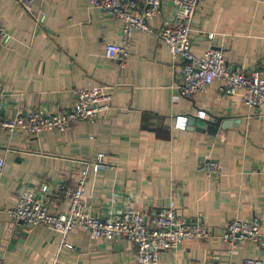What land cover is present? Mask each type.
Segmentation results:
<instances>
[{"label": "crops", "instance_id": "0c3cea01", "mask_svg": "<svg viewBox=\"0 0 264 264\" xmlns=\"http://www.w3.org/2000/svg\"><path fill=\"white\" fill-rule=\"evenodd\" d=\"M162 1V15L150 20L152 31H134L121 69L106 57L105 46L120 43L123 22L88 0H37L33 11L47 14L42 25L17 0H0V22L13 35L0 46V118L37 108L68 110L88 83L114 86L106 117L102 113L66 131L36 135L0 126V157L5 160L0 264H138L135 246L125 238L104 240L74 230L67 236L74 245L70 249L62 246L60 232L8 213L27 188L42 199L43 184L77 181L85 161L98 151L108 154L109 165L97 173L90 170L86 182L94 216L105 218L127 207L149 213L174 201L181 216L193 220L201 215L208 224L209 239L163 250L159 264H243L248 257L264 258V247L251 240L229 255L221 239L235 219L258 217L264 230V104L247 106L240 95L221 92L219 80L204 92L175 98L183 63L173 60L157 36L175 9L172 0ZM191 39L196 55L212 46L223 49L228 64L246 73L264 68V0H201ZM201 110L206 112L201 118L215 114L237 123L210 135L188 122ZM183 116L186 128H175L176 118ZM206 157L224 165L215 180L198 172ZM51 191V210H66L68 201Z\"/></svg>", "mask_w": 264, "mask_h": 264}, {"label": "built area", "instance_id": "2783aa9c", "mask_svg": "<svg viewBox=\"0 0 264 264\" xmlns=\"http://www.w3.org/2000/svg\"><path fill=\"white\" fill-rule=\"evenodd\" d=\"M37 0H17L18 4L30 14L38 25L44 24L47 14L35 13L33 6ZM90 4L101 9L106 15L123 22L120 43L109 42L105 46V55L116 60L121 69L125 68L128 48L135 30L151 32L150 20L162 15V0H88ZM201 0H172L175 9L163 21L157 36L162 39L172 55L173 60L183 63V80L176 85L175 98L191 97L204 92L215 81L222 82L221 92L229 95H240L242 101L251 108L264 104V68L246 73L240 66L229 65L224 50L210 46L201 55L192 51L191 31L193 21L200 7ZM210 39L214 34L208 35ZM13 39L12 33L0 22V46ZM77 101L71 109L49 113L42 109L31 110L26 115L14 118H0V126L9 132L22 131L29 134H41L46 131L63 132L79 121L92 120L100 114L106 115L112 108L114 86L88 83L77 92ZM199 111V117L205 116ZM187 117H178L174 127L185 129ZM94 138V136H91ZM86 168L80 178L73 183L43 184L40 191L45 195L40 199L35 196L34 188H27L8 213L15 220H23L32 225H45L64 236L62 246L70 249L74 245L67 239L74 230L90 232L93 237L114 240L125 238L133 243L136 249L138 264H159L163 250H172L186 241L207 240L212 236L210 228L201 215L193 220L181 216L176 203L171 201L166 207L154 209L149 213L138 207L114 209L105 218L92 214V207L85 195L86 182L90 170L95 173L109 165L108 154L95 152L85 161ZM5 160L0 157V174ZM198 172L211 180L224 173L220 160L206 157L199 161ZM50 188L54 193L68 201V208L55 212L50 207ZM51 191V192H52ZM113 202L117 196H113ZM229 255L234 254L240 244L251 240L264 247V230L258 217L235 219L230 222L221 236ZM243 264H264V258L248 257Z\"/></svg>", "mask_w": 264, "mask_h": 264}, {"label": "water", "instance_id": "95a60500", "mask_svg": "<svg viewBox=\"0 0 264 264\" xmlns=\"http://www.w3.org/2000/svg\"><path fill=\"white\" fill-rule=\"evenodd\" d=\"M236 121L237 120L233 118H225L224 116L211 114L210 118L191 116L188 122L192 125L197 124L199 128L203 129V131L208 132L210 135L216 136L220 127L222 129H226L229 126L234 125V123H237Z\"/></svg>", "mask_w": 264, "mask_h": 264}]
</instances>
